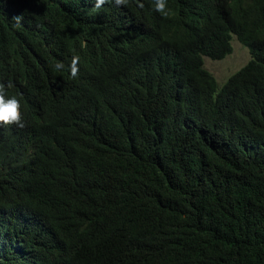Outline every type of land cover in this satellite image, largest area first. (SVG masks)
Segmentation results:
<instances>
[{"label": "trees", "instance_id": "16d2710c", "mask_svg": "<svg viewBox=\"0 0 264 264\" xmlns=\"http://www.w3.org/2000/svg\"><path fill=\"white\" fill-rule=\"evenodd\" d=\"M96 3L0 0V264H264V0Z\"/></svg>", "mask_w": 264, "mask_h": 264}, {"label": "rangeland", "instance_id": "374dc122", "mask_svg": "<svg viewBox=\"0 0 264 264\" xmlns=\"http://www.w3.org/2000/svg\"><path fill=\"white\" fill-rule=\"evenodd\" d=\"M249 49L236 37L233 40V51L220 60L205 57V67L214 74L220 84L225 83L229 77L246 65L250 59Z\"/></svg>", "mask_w": 264, "mask_h": 264}, {"label": "clouds", "instance_id": "9594fccd", "mask_svg": "<svg viewBox=\"0 0 264 264\" xmlns=\"http://www.w3.org/2000/svg\"><path fill=\"white\" fill-rule=\"evenodd\" d=\"M124 2L125 0H115L116 5H120ZM101 3H103V0H97L96 6L99 7ZM154 7L157 12H160L162 15H167V12L165 11V0H155ZM20 19L21 17L19 15L14 17V20L17 24L19 23ZM75 64L76 58H73L71 68V73L73 76L77 71ZM57 67L60 66L57 65ZM19 107L20 101L17 96L9 95L6 97L4 94L0 93V123L11 124L15 122L18 125H21L22 121L20 117L22 113Z\"/></svg>", "mask_w": 264, "mask_h": 264}]
</instances>
